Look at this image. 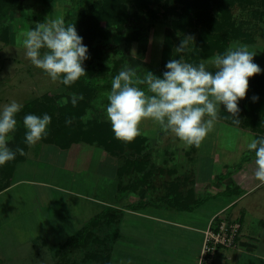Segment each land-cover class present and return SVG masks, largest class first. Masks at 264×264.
<instances>
[{
	"label": "rangeland",
	"instance_id": "rangeland-1",
	"mask_svg": "<svg viewBox=\"0 0 264 264\" xmlns=\"http://www.w3.org/2000/svg\"><path fill=\"white\" fill-rule=\"evenodd\" d=\"M228 1L0 0L5 3H0V110L12 100L23 105L15 117L17 128L10 134L8 147L24 150V155L17 153L14 160L0 166V190L10 185L16 161L27 159L15 175L25 182L0 197V253L4 255L0 264H104L99 261L101 257L113 251L109 264H173L174 260L175 264L184 263V248L174 240L173 233L153 236L154 224H163L159 221L137 217L133 219L137 222L130 223L125 240L112 241L111 235L122 222L121 209L144 201L149 203L140 210L163 217L168 209L179 207L184 211L196 209L204 218L223 213L217 211L233 198L230 168L237 171L254 162L255 153L247 145L252 139L264 137V85L249 78L246 96L238 101L239 126L221 105L214 130L199 148L186 145L170 131L164 132L150 119L141 122V135L134 141L116 139L106 117L107 93L112 79L125 67L134 68L141 78L146 72L163 78L171 59L183 56L186 62L197 65L220 54L216 49L211 55L199 57L203 48L222 44L220 36L225 40L230 34L226 49L233 42L253 43L258 25L264 22V0H235L224 13L221 8ZM104 4L109 8L108 15L119 18L113 19L111 26L102 21L105 32L96 31L91 36L84 32L86 23H75L82 10L102 8ZM61 17L66 26L75 25L88 48V59L82 64L86 75L77 85L74 83L76 89L53 82L33 66L22 43L24 34L37 23ZM189 36L193 41L188 50L176 53V47ZM208 67L214 71L211 65ZM89 81L94 90L84 91L82 86ZM72 94H82L84 98L73 106ZM45 113L51 116L48 135L29 147L25 143L23 118L27 114L42 117ZM67 119H71V124H66ZM234 142L245 147V157L225 154L230 146L235 147ZM39 183L57 186V206L61 207L54 209L53 205V211H48L50 216L45 208H50L51 203L43 205L45 198L40 196L46 195L44 191H54ZM119 183L130 187L117 191ZM164 194L177 197L172 203L169 198L160 201ZM107 207L115 211L103 217V226L90 224ZM238 207L227 212L234 215ZM56 224L61 232L73 229L77 233L86 226L87 229L81 239L79 234L72 238L73 232L56 243ZM126 228L121 227L122 232ZM5 243L9 245L4 246Z\"/></svg>",
	"mask_w": 264,
	"mask_h": 264
},
{
	"label": "clouds",
	"instance_id": "clouds-1",
	"mask_svg": "<svg viewBox=\"0 0 264 264\" xmlns=\"http://www.w3.org/2000/svg\"><path fill=\"white\" fill-rule=\"evenodd\" d=\"M192 41L193 37H186L176 47V53L186 52ZM22 43L26 58L53 82L70 86L86 75L82 64L88 59V48L83 45L75 25L66 26L62 17L37 23L24 34ZM255 55L248 45L233 42L223 54L198 65L186 62L183 56L171 59L163 78L151 72L141 78L134 68L125 67L112 79L111 90L107 93L106 117L115 138L126 143L134 141L141 135V122L150 119L164 132L170 131L186 145L199 148L214 130L221 105L231 115L232 122L239 126L238 101L246 96L249 78L261 72L253 62ZM208 65L214 71L209 70ZM83 98L82 94H72V105L76 106ZM22 107L12 100L0 110V166L14 160L17 153L24 155L23 148L12 150L8 147L10 134L17 128L15 117ZM50 124L51 116L47 113L42 117L25 115V143L32 147L46 138ZM66 124H71V119H67ZM247 147L255 153L254 178L264 184V137L252 139Z\"/></svg>",
	"mask_w": 264,
	"mask_h": 264
},
{
	"label": "crops",
	"instance_id": "crops-1",
	"mask_svg": "<svg viewBox=\"0 0 264 264\" xmlns=\"http://www.w3.org/2000/svg\"><path fill=\"white\" fill-rule=\"evenodd\" d=\"M248 46L250 51L256 52V55L253 57V62L256 63L261 69V72L258 74H264V22H260L257 27V38L253 43H248ZM238 141L241 142L240 140ZM235 143L237 142H234L233 146L235 147L231 149L232 146H230L228 149L229 151L227 150L225 154H228L230 156L236 154V157H245V154L247 152L242 149L243 146L241 145L240 147ZM55 153H57V151ZM26 160L17 163L13 172L12 181L10 185L0 190V197H3V194L5 193H10V191H12L15 187H18L25 182L26 179L15 178V175L16 172H18L19 166L23 163L25 164ZM74 168L75 167H72V169ZM234 169L236 168H230V170L232 171V175L231 179H229L233 198L225 203V205L221 206V208L217 212L224 211L223 213L227 214L229 218L237 219L241 222L242 227L239 236V247L236 249L221 248L223 249L221 254H219V249L216 256V258H218L217 264H229L228 261L231 260L238 261L234 264H264V184H261L254 178V162H250L244 165L237 171H234ZM39 185H41L42 188L48 187L51 188L52 191H54L49 193L47 191H44L46 195L40 196L42 199L45 198L43 205H45L47 202L51 203L50 208H45V211H47V216H50L48 214V211H53V205L55 206L54 209H57V207H61V204H58L57 206V186L54 187L46 183H39ZM58 203H60V200H58ZM253 204L255 205L253 206ZM238 205L239 207L236 209L234 215L227 212L228 209L230 210L232 207H236ZM121 210L122 213H120L122 222L120 228H127L124 230V232H122L123 229L121 230L120 238H122V236H126L127 232H129L130 223L137 222L133 220H136L137 217H142V219L145 220L162 222V225H158L156 223L154 224V227L152 229L153 236L154 234L156 235L163 232H171L174 235L176 234L175 236L173 235L174 240H177L179 245L184 248L182 250V253L184 252L183 264H197L198 255L203 242V231L206 229L208 222L212 217L204 218L200 214H197L198 210L196 209L186 211H180L177 208L175 210L168 209L166 211L168 214L166 213L167 215H165L164 217L158 214H151L149 212L144 213L142 210L130 209L129 207L125 206ZM216 213H214V215ZM60 228L62 229L66 227ZM142 228L139 229L142 230ZM72 230L73 229H69L66 232H61L57 230V224L55 225V228L53 225V239H55L54 241L57 243L58 240L67 238V236L75 232ZM75 234L76 232L73 233L71 237ZM8 245L9 244L5 243L4 246ZM1 255L2 254L0 253V263L2 262V258L4 256ZM176 262L177 260H174L173 264H175Z\"/></svg>",
	"mask_w": 264,
	"mask_h": 264
},
{
	"label": "trees",
	"instance_id": "trees-1",
	"mask_svg": "<svg viewBox=\"0 0 264 264\" xmlns=\"http://www.w3.org/2000/svg\"><path fill=\"white\" fill-rule=\"evenodd\" d=\"M47 1V0H46ZM51 0H48V2H50ZM235 0H229L224 6H222V12H224V13H226L227 11H228V5L229 4H231V3H233ZM239 2L240 1H242V0H238ZM245 1H247V3L248 2H250V0H245ZM47 2V3H48ZM1 3V6L3 5V4H5L4 2L2 3V2H0ZM7 7H8V5H7ZM1 10V9H0ZM108 10H109V8H108V6H107V4H104L103 6H102V8H93V9H91V8H88V9H84V10H82L81 12H80V14H81V17L80 16H78L76 19H75V23H78V22H80V24L82 23V21H83V23H86L87 25H86V27H85V29H84V32H87V33H89V35H91V36H93L94 35V32H105L106 31V29L102 26V21H105L106 23H107V25L108 26H111V24L113 23V21L114 20H116V21H118V17L117 16H110V15H108ZM1 13V12H0ZM224 13H223V15H224ZM211 17V16H210ZM82 18V19H81ZM196 18H197V16H196ZM212 18V17H211ZM232 17H231V15H229V19H231ZM114 19V20H113ZM208 19H210V18H208ZM205 22H206V20H205ZM222 24V23H221ZM221 24H219V27H221L222 25ZM236 29V27H234L233 26V30H235ZM235 31H237V30H235ZM224 32V31H223ZM222 32V33H223ZM234 35H236V33H234ZM221 38H223V36H220V40H222V44H219V46L218 47H216V48H210V47H205V48H203V50H201L202 52H200L199 53V57L200 58H204V57H206V56H208V55H211V54H213L214 52H215V50L217 49L218 51H219V53L220 54H223L225 51H226V47H227V45L231 42V40H230V34H229V37H227V39H221ZM210 48V49H209ZM198 65V64H197ZM252 78H254V79H257V81H259L260 80V82H258V83H260V84H262V85H264V74H256V75H254ZM75 84L77 85V83L75 82ZM75 84H72V85H70V86H67L69 89H76L77 88V86L75 85ZM85 86H82V89L84 90V91H93L94 90V88L90 85V81L89 82H87L86 84H84ZM91 86V87H90ZM53 108V107H52ZM54 109V108H53ZM27 110H29L28 108H27ZM73 125V124H72ZM83 138V137H82ZM85 141L86 142H91V139H85ZM19 160H17L16 161V163L18 162ZM16 163L14 164V166H13V170H15V167H16ZM140 163L141 162H135V164H137V165H140ZM122 168V167H121ZM118 173H120V172H118ZM128 186V183L127 184H123L122 183V185H121V183H119L118 184V186H117V191H123L124 190V188L126 189V187ZM7 187V186H6ZM128 187H130V186H128ZM5 188V187H4ZM3 188V189H4ZM129 190H130V188H128ZM132 189V188H131ZM171 194H169V195H167V194H164V196L162 195L161 196V199H160V201H165L166 200V198H169L170 200H168V202L169 203H172V201H174L175 199H176V197L175 198H172L171 196H170ZM149 203V202H148ZM148 203H147V205H148ZM145 203H144V201H140V202H138L137 204H134V205H131L129 208L130 209H142V208H145V206H147ZM178 210H185L183 207H179L178 208ZM187 210V209H186ZM111 211H115V210H111V209H109L108 207L104 210V211H102L101 213H99V214H96L91 220H90V224L92 223L94 226L95 225H99L100 223L102 224V220H104L103 219V217L107 214V215H109V213L111 212ZM120 223V222H119ZM102 226H103V224H102ZM83 229V227L73 236L75 239H76V236L79 234V238L81 239V236H83L84 235V232L86 231V229H87V226L84 228V230H82ZM117 232V233H116ZM116 232H114L111 236H113L112 238H111V240L113 241H117V240H125L126 239V237L127 236H122V238H120L121 237V228H118V230L116 231ZM123 234V233H122ZM72 237V238H73ZM110 240V241H111ZM132 240H133V237H132ZM58 252H57V258L59 257V254H61L62 253V251H63V246H62V248L60 247L59 248V250H57ZM114 252V251H113ZM113 252H111V253H113ZM111 253H108L107 254V256H102L101 258H102V260H99V261H102L104 264H109V263H111L110 262V260H111V258H112V256H113V254H111ZM91 255V254H90ZM100 258V259H101ZM58 264V263H57Z\"/></svg>",
	"mask_w": 264,
	"mask_h": 264
},
{
	"label": "built area",
	"instance_id": "built-area-1",
	"mask_svg": "<svg viewBox=\"0 0 264 264\" xmlns=\"http://www.w3.org/2000/svg\"><path fill=\"white\" fill-rule=\"evenodd\" d=\"M242 224L224 213L212 217L203 231V242L197 264H214L219 249L239 247V236Z\"/></svg>",
	"mask_w": 264,
	"mask_h": 264
}]
</instances>
